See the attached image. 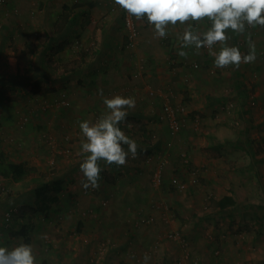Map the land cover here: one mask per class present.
<instances>
[{
    "label": "rangeland",
    "instance_id": "rangeland-1",
    "mask_svg": "<svg viewBox=\"0 0 264 264\" xmlns=\"http://www.w3.org/2000/svg\"><path fill=\"white\" fill-rule=\"evenodd\" d=\"M17 3L19 0H6L0 4V39L4 40L0 73L27 75L28 83L0 87V160L4 166L8 162L22 163L24 173L21 179L0 177V247L11 250L20 244L19 239L7 236L14 222L20 226V221L16 222L18 215L13 214L11 219L8 207L16 206L14 212L24 210L26 216H32L27 203L30 188L40 181L62 177L63 190L54 206L57 213L33 219L36 227L29 245L37 264H102L107 253L110 264L128 263L130 259L122 253L123 249L114 251L116 243L121 242L116 240L125 236L117 233L121 220L118 215L126 227L123 217L130 216L131 220L140 211L151 215L150 225L164 230L167 236L155 243L156 235L147 264H165L170 258L171 264H183L184 251L199 264H264V27H249L243 35H232L228 46H236L244 54L248 53L250 42L255 45V62L242 64L238 69L215 67L207 48H201L199 55L193 48L181 50L188 52L186 58L170 53L174 57L172 63L169 57L170 61L163 59L169 55L166 53L162 63L153 59L164 77L171 79L174 74L166 97L186 112L185 125L182 133H173L176 138L170 135L167 145L163 144L166 136L160 137L159 146L162 141L166 149L160 153L162 156H172V147L177 145L178 162L171 159L178 164L172 166L166 155L167 159L160 157L168 162L163 178L167 182L150 185L152 190L157 187V192L148 201L138 202L131 192H124L138 185L125 182V175L119 183L102 181L96 189L82 187L79 164L83 159V137L74 132L83 121L75 120L74 114L78 108L84 112L87 105L84 101L74 103L73 90L79 85L75 75L69 78L71 82L59 80V75L67 70L66 64L61 63L63 69L54 71L53 65L47 63V77L31 74L36 58L28 52L29 47L37 49L43 31L33 23L30 31L25 30L23 10ZM34 6L32 12L27 10L33 16L37 12L35 3ZM111 10L117 12L118 6ZM108 11L104 9L103 16ZM205 20L193 27L206 30L210 24ZM135 21L139 36L131 49L144 69L148 59L139 44L144 19ZM182 31L178 24L175 38ZM175 44L179 45L178 40L171 42L172 49ZM219 47L217 44L213 51ZM55 61L53 58V64ZM86 110L90 112V107ZM157 123L160 125L161 121ZM250 140L255 155L247 152ZM129 171L123 172L128 176ZM174 176L184 183L182 188L173 184ZM115 188L123 197L113 196ZM223 194L235 196L239 209L231 215H211L215 210L212 197ZM154 199L162 216L151 212ZM79 219L83 222L77 231ZM150 234L154 235L153 231ZM140 264H144L143 259Z\"/></svg>",
    "mask_w": 264,
    "mask_h": 264
},
{
    "label": "crops",
    "instance_id": "crops-1",
    "mask_svg": "<svg viewBox=\"0 0 264 264\" xmlns=\"http://www.w3.org/2000/svg\"><path fill=\"white\" fill-rule=\"evenodd\" d=\"M113 2L114 0H19L17 4L23 10L21 19H23L25 30L30 31V26L33 23V25H36L43 31L42 42L37 46V52L41 51V48L45 49L46 40L52 37L51 28L63 11L68 12L70 17L76 15L73 31L66 36L68 44L63 49L56 50L55 43L53 48L46 49V54L44 53L46 58L50 57L51 59L47 61L45 58L44 65L47 63L53 65L51 70H62L63 68L60 67L62 66L61 63L66 64L67 70L62 75H59V80H68L71 76L75 75V80H77V84L79 85H75V89L73 90L74 103L77 104L79 101H84V105H87L86 108L90 107V112H87L86 108L84 112L82 111L84 110L83 108H78V112L74 114L75 120L92 123L94 117L95 120L99 118L106 111L103 98H112L115 95H120L125 98L132 97L135 99V107L127 110L128 115L125 122L120 124V128L130 139L137 143L138 155L135 159L129 155L127 163L120 167L115 165L108 166L101 162L100 166L103 170L100 173L101 178L99 182L111 181L114 184L119 183L124 179L125 175V182L130 183L132 181L138 183V185L124 192H131L134 195L133 198L138 202L143 200L148 201L149 196H152L158 190L157 187L152 190L150 186L154 184L152 179L156 170L161 169V184L167 182L163 178L166 174V167H168L166 163L168 162L167 160L166 162L162 161L161 158H168V161H172L171 158L173 157L178 162L175 154L176 144L172 147V156L166 153L164 154L166 158L160 154L166 151L163 144L167 145L168 139L172 135L163 118L162 104L167 98L168 88L172 87L171 83L174 80V74H172L173 80L172 78L164 77V74L157 69V62L153 63L152 61L153 59H159L160 63H162L163 59L170 61L169 57L172 63L174 62V57L171 54L178 53L183 49L178 44H175L173 49L171 47V42L177 40L175 38V31L178 29V25L174 28H169V34L165 39H158L154 37L152 26L146 23L144 19L143 24L140 22L144 30L141 31L139 44L143 49L145 59H148V61L147 67L144 65L143 69V64L139 61L136 62L132 49L124 48L123 46L125 28L122 12L121 10H117V13L111 10L113 9ZM34 3L36 4L37 12L33 16L28 14L27 10L31 11V9H34ZM107 8L109 10L108 14L103 16L104 9L106 11ZM118 15L120 19H117ZM205 19L204 21H206ZM45 28L47 29L46 31ZM204 28H200L199 30L201 31ZM230 33L229 36L232 39L234 33ZM231 39L228 43H230ZM79 46L80 48L83 47V49L78 50ZM78 53L79 56L76 55ZM164 53L169 55L163 58ZM53 58H56L54 64ZM177 60H181V57ZM180 62L177 64H181ZM144 64L146 63L144 62ZM136 68L138 69L136 70ZM141 72L143 73V77L141 76ZM101 89L103 90V97L99 94V90ZM164 91L167 92L164 93ZM163 97L166 98L164 99ZM94 107H96V112H92ZM158 120L161 121L160 125L157 123ZM129 124L131 127L127 126ZM77 126L79 127V124ZM74 133L81 134L80 129L78 128ZM165 136L166 139H164L163 144L161 141L159 146L160 140ZM175 136L173 135V138H176ZM124 147L127 149L126 145ZM155 156L157 157L156 159H154ZM177 162L174 163L172 161L170 164L175 166L178 164ZM125 169H130L128 176L123 172ZM114 192L113 196L115 198H119V195L123 197L119 189L115 188ZM154 200L155 202L151 204V212H155L159 216L161 213L163 215L159 204H156V199ZM118 216L121 220H119L118 227H116L119 228L117 233L118 235L125 233V236L116 240L121 242L116 243L114 251L118 252L123 249L122 253L127 254L130 259L128 263L140 264V260L143 259L145 254L151 256L156 235L158 237L155 243L164 236L167 237L164 230L159 231L158 229H154L150 225L152 222L141 221L142 218L152 217L151 215L142 214L140 211L131 220L129 219L130 216H125L123 218L126 227L123 226L122 217ZM150 231H153L154 235H151ZM108 255L107 253L104 259L101 260L102 264H110ZM60 263L65 264L66 262L60 261Z\"/></svg>",
    "mask_w": 264,
    "mask_h": 264
},
{
    "label": "clouds",
    "instance_id": "clouds-1",
    "mask_svg": "<svg viewBox=\"0 0 264 264\" xmlns=\"http://www.w3.org/2000/svg\"><path fill=\"white\" fill-rule=\"evenodd\" d=\"M115 5L136 20L146 19L152 26L154 37L165 38L170 27L178 24L183 31L177 35L182 49L193 48L200 54L201 48H207L214 57L217 68H239L242 64L256 60L255 45L249 43V51L244 54L236 46H228L231 39L229 32L243 35L246 28L264 27V0H114ZM205 18L210 26L200 31L193 27ZM220 45L218 51L214 46ZM178 55L187 57V51H179ZM103 97V90H99ZM106 111L90 123H79L82 133V162L79 164L82 173L81 185L87 190L99 187L101 162L111 166H124L129 155L135 159L138 155L137 143L130 139L120 128L125 122L128 109L135 107V99L115 95L103 98ZM131 127V125H127ZM127 146L125 149L124 146ZM150 257L145 254L144 264ZM0 264H37L32 246L21 243L13 249L0 247Z\"/></svg>",
    "mask_w": 264,
    "mask_h": 264
},
{
    "label": "trees",
    "instance_id": "trees-1",
    "mask_svg": "<svg viewBox=\"0 0 264 264\" xmlns=\"http://www.w3.org/2000/svg\"><path fill=\"white\" fill-rule=\"evenodd\" d=\"M113 4L114 2L112 3V7L114 8ZM115 7H117V5ZM118 10H121L122 12L123 25L125 28L123 46L124 48H128L126 47L127 28H126L125 19H124L125 11H123L119 6H118ZM75 16L76 15H72L70 17V14L68 12L66 13L63 11L58 16L59 18L54 22L51 28L52 37H49V39L46 40L47 43L44 47L45 49L41 48V51L37 52V49H34V47H29L28 52L32 53V55H34V57L36 58L33 73H31L33 76L38 73L42 74L43 77L48 76L50 66L48 64L43 65L45 58H46L45 50L49 48H53V45L55 43H56V50H61L66 44H68V38L66 36H68L73 31V28H74L73 26L76 22ZM145 21L146 23H148L146 19ZM3 43H4V40L0 39V59L2 56V52H3L2 50ZM46 60L50 61L51 59L50 57H47ZM6 76L0 73V87L1 86H11V85H15L16 83H18V86H20L24 82H27V78H28L27 75L24 76V75L19 74L18 72L15 73L13 76L12 75L8 77ZM183 128L184 126L181 128V130ZM170 134L173 135L171 131H170ZM237 139H241V138L237 137ZM251 142L252 141L250 140V144L247 147V152L250 153L251 155H255L253 147L251 146ZM241 145L244 147L243 144ZM23 173H24V168H23L22 163L8 162L6 166H4L3 160L2 159L0 160V177H4V178L12 177L14 179H21L23 176ZM63 186H64V179L62 177H52L51 179L40 181L39 183L31 187L30 188L31 196H29L27 203H28V206L32 209V212H33L32 216H26V213L24 210H21L20 212H14L13 208L16 206H14L13 208L8 207L9 208L8 212L11 215L10 218L12 219L13 214H17L18 216L16 217V222L20 221L19 227H16L14 225L15 223L14 222L12 226L8 228V230L4 229L8 231V234H7L8 238H11L12 240L19 239L20 244L21 243L30 244L31 233L36 227V224L34 223V220H33L34 216L43 215L44 217H49L50 215L57 213V210H55L54 206L55 204H58L60 200V195L62 193ZM171 188L173 187L171 186ZM211 204L215 209L212 211L211 215H217V216L225 215V214L231 215L235 210H238L240 207L239 205L240 202L232 194H223L217 198L212 197ZM206 217H208V215ZM81 225H82V221L79 219L77 221V226H76L77 231H80ZM188 260L190 261V263H192L193 261L191 259V256L189 255V252H188ZM171 263H172L171 258L165 261V264H171ZM120 264H130V263L120 262Z\"/></svg>",
    "mask_w": 264,
    "mask_h": 264
},
{
    "label": "built area",
    "instance_id": "built-area-1",
    "mask_svg": "<svg viewBox=\"0 0 264 264\" xmlns=\"http://www.w3.org/2000/svg\"><path fill=\"white\" fill-rule=\"evenodd\" d=\"M5 2H6V0H0V4H4ZM113 6L114 7L116 6L115 3L113 4ZM124 19H125V24H126V28H127L126 47L131 49V48H133V46L137 42V38L139 36L138 27H137V23L135 21V18L129 17L126 12L124 13ZM168 98L169 97H167L163 101V104H162L163 118L166 121L171 133H177L185 125V116L184 115L186 112H183L182 107H178V106L174 105V103H172ZM161 175H162L161 169L156 170L153 174V179H152L153 183L158 184L159 182H161V180H162ZM171 180H172L173 184L179 188H182L184 186V183H182L178 177L174 176V177H172ZM151 220H152V217H150V216L141 219L142 222H150ZM181 258L183 260L182 261L183 264L190 263V261L188 260V252L187 251L182 252ZM181 258H179V259H181ZM190 264H199V263L197 260H193L192 263H190Z\"/></svg>",
    "mask_w": 264,
    "mask_h": 264
}]
</instances>
